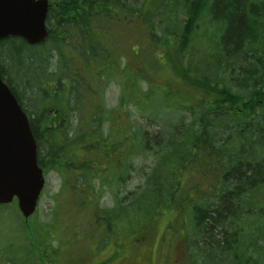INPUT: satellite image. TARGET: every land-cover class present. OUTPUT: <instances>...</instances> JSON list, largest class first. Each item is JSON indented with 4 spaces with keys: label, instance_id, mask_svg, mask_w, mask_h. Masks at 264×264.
Listing matches in <instances>:
<instances>
[{
    "label": "trees",
    "instance_id": "obj_1",
    "mask_svg": "<svg viewBox=\"0 0 264 264\" xmlns=\"http://www.w3.org/2000/svg\"><path fill=\"white\" fill-rule=\"evenodd\" d=\"M47 24L38 45L0 40V72L28 114L39 165L87 214L80 229H94L92 216L110 236L175 211L190 217L206 262L264 264V0H51ZM118 78L119 106L107 109L103 89ZM132 99L183 116L146 127L123 118ZM187 174L200 178L184 184ZM114 182L125 188L115 205L98 207ZM37 231L38 244L25 233L10 242L22 253L5 249L0 264H62L55 237Z\"/></svg>",
    "mask_w": 264,
    "mask_h": 264
},
{
    "label": "rangeland",
    "instance_id": "obj_2",
    "mask_svg": "<svg viewBox=\"0 0 264 264\" xmlns=\"http://www.w3.org/2000/svg\"><path fill=\"white\" fill-rule=\"evenodd\" d=\"M158 75V81H164L168 76L167 71H163ZM155 82V81H154ZM143 88L146 87L145 82H141ZM82 87L87 88V85H83ZM122 93V80L121 79H112L110 80L103 89V103L107 109H117L120 103V96ZM165 103H162V105ZM167 104V103H166ZM169 105L161 106L160 110L145 107L135 102L134 99L130 100L126 104V108L128 109L127 114L123 117L125 120L128 117H131V120H135L140 124L148 127L150 126L149 119H153L152 121L160 120L165 123H172L176 121L179 117L183 116V112L175 109L173 106ZM115 113H118L115 111ZM105 131L109 129L108 121H104L103 125ZM151 128V127H150ZM148 165H151L150 160L146 161ZM137 169L139 167L137 166ZM141 176L139 174H135V179L133 181L138 182ZM200 178L199 175L195 174H187L184 176V184L191 185L194 179ZM45 186L42 191L38 207L35 213L29 219V226H23L24 217L22 216L18 206L17 200L9 205L0 206V260H4L5 249L8 248H17V251L22 253V249L17 247L16 245H12L10 242L20 241V238L25 236V233L28 235V239L33 244H38L37 235L34 230L39 235L44 233L46 236L49 232L50 236L53 239L52 244L56 245L58 239L61 241L64 240L65 250H64V263L69 264V261L72 258L77 256L89 257L90 259L94 255V251L90 250V247L93 245L91 243L90 237H98L99 234H94L92 236V232H96V228L101 231L102 227H98L95 224L92 216H89L88 219L91 220L90 227L94 229H90L84 232L83 228H81L82 219L84 217L85 211H80L78 207L74 206L68 195L64 196V182L63 177L56 170H49L45 173ZM136 183H127L126 189H130L135 186ZM119 186L122 189L124 188V184L117 185V182H114V186H104L103 192L100 196L98 207L100 208H110L115 205V190L116 187ZM63 191V192H62ZM71 194V190H66ZM97 207V208H98ZM189 218H185L179 213L175 211H168L157 216L151 223L147 224L143 228H138L135 231H131L125 229L124 226H120L119 230H113L111 235L108 236L109 240L104 241L102 248L106 253H109L113 250L114 247L112 245L114 243H135V240L138 238L146 237L145 241L150 242L149 249L157 248V257H160L162 253L160 252V248H162L163 242L171 243L173 246L169 251L170 254L174 255L183 250V255L185 256V260L188 259L187 255H190L194 264H204L205 258L203 255L197 256V249L194 246V240L191 237V229L189 225ZM33 227V229H32ZM35 227V228H34ZM89 228V227H88ZM80 229V230H79ZM92 230V232H91ZM27 237V236H26ZM85 238V239H84ZM83 239V240H82ZM82 240V241H80ZM25 242V241H24ZM158 244L160 247H158ZM182 245V247L178 245ZM36 248V247H35ZM137 249H133L134 253ZM37 251V249H36ZM201 254V253H200ZM194 255V256H193ZM231 257V256H229ZM187 258V259H186ZM232 259V257H231ZM230 260H224L219 258L218 262L220 264H234ZM216 261V260H215ZM39 264L40 261H39Z\"/></svg>",
    "mask_w": 264,
    "mask_h": 264
},
{
    "label": "water",
    "instance_id": "obj_3",
    "mask_svg": "<svg viewBox=\"0 0 264 264\" xmlns=\"http://www.w3.org/2000/svg\"><path fill=\"white\" fill-rule=\"evenodd\" d=\"M49 5V0H0V40L19 36L33 45L44 42ZM44 185L29 118L0 73V204L17 198L28 219Z\"/></svg>",
    "mask_w": 264,
    "mask_h": 264
},
{
    "label": "flooded vegetation",
    "instance_id": "obj_4",
    "mask_svg": "<svg viewBox=\"0 0 264 264\" xmlns=\"http://www.w3.org/2000/svg\"><path fill=\"white\" fill-rule=\"evenodd\" d=\"M145 236L142 238H138L135 240V243H114L112 245L113 250L109 253H106L102 248L104 241H108L109 238H90L91 243L93 244L90 247V250H93L94 255L88 259L89 257L77 256L72 258L69 261V264H194L190 255L188 259L185 260V256L183 255V250L180 249L178 253L172 255L169 251L172 248L171 243L163 242L162 248H160V252L162 255L157 257V248L149 249L150 242L145 241ZM182 247V245H178ZM65 244L63 242H58L54 247L58 253L57 257L61 260L62 264L64 263V250ZM158 247L160 245L158 244ZM133 249H137L134 253ZM50 251L52 252L51 248ZM68 264V263H67ZM209 264H220L217 260H211Z\"/></svg>",
    "mask_w": 264,
    "mask_h": 264
},
{
    "label": "bare ground",
    "instance_id": "obj_5",
    "mask_svg": "<svg viewBox=\"0 0 264 264\" xmlns=\"http://www.w3.org/2000/svg\"><path fill=\"white\" fill-rule=\"evenodd\" d=\"M29 45H33V44H29ZM34 45H38V44H34ZM41 55H43V54H41ZM44 56V55H43ZM45 57V56H44ZM50 58V57H49ZM53 58H56V59H58V57H56V56H54ZM3 63L5 64V66H6V69H7V72H9L10 70H11V68H10V66H9V61H8V59L7 58H5V60H3ZM54 65H50V66H47L46 67V69H47V71H53V70H55V68L53 67ZM217 226H212V228H211V225H210V229H208V231L211 233V235L214 237L216 234H218V231H216V230H218V229H215ZM220 230V229H219ZM192 234V233H191ZM191 237H194L193 235H191ZM193 239H195V238H193ZM213 244H214V242H212ZM210 245V244H209ZM195 246V245H194ZM196 248V247H195Z\"/></svg>",
    "mask_w": 264,
    "mask_h": 264
}]
</instances>
